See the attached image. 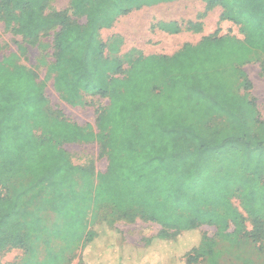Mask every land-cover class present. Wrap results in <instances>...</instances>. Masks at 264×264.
I'll list each match as a JSON object with an SVG mask.
<instances>
[{
    "label": "trees",
    "instance_id": "1",
    "mask_svg": "<svg viewBox=\"0 0 264 264\" xmlns=\"http://www.w3.org/2000/svg\"><path fill=\"white\" fill-rule=\"evenodd\" d=\"M51 1L0 0V19L30 44L60 27L51 67L55 90L72 106L83 105L86 96L108 99L109 106L99 113L96 129L53 117L38 75L14 56L0 62V187L28 180L0 194V250L23 247L32 235H49L70 251L82 246L81 264H164L170 256L197 264L215 247L198 234L199 225L215 226L222 236L232 222L234 239L243 233V218L231 203L235 196L259 238L264 121L235 83L250 87L241 67L264 55V0H203L208 10L222 7L224 19L240 27L244 40L215 34L172 56H139L126 71L105 58L101 31L132 11L173 0H71L85 26L65 14L45 15ZM162 29L178 32L175 24ZM219 115L230 129L206 130ZM95 142L108 159L106 172L97 177L72 164L60 147ZM39 191H44L42 203L29 210L25 198ZM98 205L136 212L163 231L143 250L123 245L101 252L118 233L105 221L89 229V212ZM66 260L62 250L48 248L35 264Z\"/></svg>",
    "mask_w": 264,
    "mask_h": 264
},
{
    "label": "rangeland",
    "instance_id": "2",
    "mask_svg": "<svg viewBox=\"0 0 264 264\" xmlns=\"http://www.w3.org/2000/svg\"><path fill=\"white\" fill-rule=\"evenodd\" d=\"M44 13L47 16L65 14L71 22L80 26L86 25L85 17L74 15L71 0L51 1ZM223 13L224 9L220 6L208 10L203 0H173L132 11L127 16L121 17L112 28L101 31L100 40L105 45L104 56L119 61L126 71L129 62L139 56H172L184 45H197L203 38L215 34L235 37L243 41L244 35L240 27L224 19ZM169 24H175L178 32L170 33L162 29L163 25ZM60 29L58 27L47 32L40 36L37 42L30 44L16 35L12 29L7 28L0 19V62L14 56L18 64L26 66L38 75V81L44 86L49 102L48 108L53 117L63 118L79 125H92L96 129L99 113L109 106L108 99L86 96L83 105L72 106L55 90V75L51 67L56 61L54 39ZM115 42H117L116 51L112 50ZM241 69L246 73L250 87L245 83H235V89L240 95L247 96L256 103L260 119L264 121V55L255 56L252 62L245 64ZM231 80L228 78V81ZM205 129L224 132L229 130L230 126L226 117L219 115L211 118L205 124ZM36 134L42 136V131L36 130ZM60 147L67 153L72 164L91 170L95 177L106 172L108 159L97 142L63 143ZM21 182L27 183L28 180L14 179L9 187H0V194L11 193ZM44 191L25 198L29 210H34L42 203ZM231 203L243 218V222L241 221L243 233L234 239L235 225L232 222H229L230 228L222 236L218 234L215 226L199 225L198 234L214 242L215 247L212 255L201 258L197 264H264V229L259 238L253 237L255 225L245 213L241 200L235 196L231 199ZM94 218L97 220L96 226H91ZM87 220L89 229L99 228L101 225L99 222L105 221L110 228L117 230L118 235L115 239L111 236L108 239L110 241L99 248L106 254L120 249L123 245L131 249L143 250L150 240L163 231L161 225L143 219L136 212H119L110 205L94 207L93 211L91 209L89 212ZM48 248L62 250L67 259L65 264H81L84 252L82 246L70 251L63 241L55 240L49 235L41 237L32 235L23 247L10 246L0 250V264H23L27 260H32V264H35L46 258ZM164 264H186V259L170 256Z\"/></svg>",
    "mask_w": 264,
    "mask_h": 264
}]
</instances>
